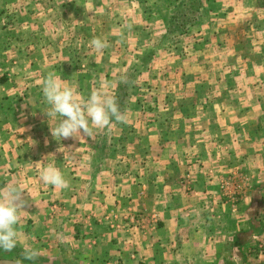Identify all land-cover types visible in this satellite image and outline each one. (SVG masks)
<instances>
[{"label": "crops", "instance_id": "1", "mask_svg": "<svg viewBox=\"0 0 264 264\" xmlns=\"http://www.w3.org/2000/svg\"><path fill=\"white\" fill-rule=\"evenodd\" d=\"M100 1L98 5V0H62L50 11L32 0H0V190L11 182L25 188L19 245L34 247L50 264H168L178 253L175 241L185 240V221L193 216L205 220L196 206L207 199L222 206L224 200L233 198L225 197L233 190L264 183V174L259 176L250 163L264 157V147L258 149L255 142L256 134L264 135L257 130L258 121L264 122V103L254 95L262 78L249 64L237 70L233 78L252 80L253 85L247 88L239 83L232 90L217 81L208 82L199 89L204 95L195 103L189 98L196 91L198 79L192 84L180 83L178 88L168 85L169 100L165 95L155 101L156 108L171 111L163 118L144 117V112L134 109L137 102L126 101L119 110L123 121L113 119L101 132L93 129L90 137L82 133L79 138L57 141L51 136L55 120L45 114L49 108L42 94L46 75L54 72L64 82L70 69L75 80L82 78L75 89L83 99L97 91L91 85L95 77L105 78L99 90L116 99L123 84L119 79L114 85L110 81L119 76L121 56L125 54L108 48L128 41L115 39L113 32L99 31L97 18L109 14L110 28L116 30L124 27L118 15L141 13L142 18L132 19V28L159 33V20L165 18L163 14H170L173 3L160 0L147 13H142L140 5L135 14L132 4L137 0H118L120 4L111 8L107 4L111 0H104L105 6ZM216 1L221 16L245 11L264 14V6L257 5V0ZM88 7L94 12L87 11ZM102 10L108 11L103 14ZM218 23L210 26L217 24L219 29ZM65 28L78 34L68 31L65 36ZM260 33L264 36V30ZM94 38L107 41L102 52L90 47ZM151 40L150 36L136 37L134 44L149 45ZM215 44L220 50L225 42ZM224 51L229 56L237 53L235 47ZM127 62L124 67H128ZM197 67L203 68L205 76L209 73L202 63ZM259 70L264 74V68ZM22 72L24 78L19 75ZM146 73L140 70L137 76ZM18 76L24 84L21 89ZM175 89L183 96L180 100L171 98ZM244 89L254 96L246 98ZM237 92L236 101L223 99L224 93ZM195 126H201L196 138ZM241 141L252 151L239 153ZM246 155L249 166L240 167ZM49 163L62 171L67 188L40 183L39 169ZM210 212V216H204L208 220L236 217L218 208ZM193 226L192 231L198 230Z\"/></svg>", "mask_w": 264, "mask_h": 264}, {"label": "rangeland", "instance_id": "2", "mask_svg": "<svg viewBox=\"0 0 264 264\" xmlns=\"http://www.w3.org/2000/svg\"><path fill=\"white\" fill-rule=\"evenodd\" d=\"M32 1L36 6H48L50 11L53 10L54 6L62 3V0ZM66 1L71 2L72 0H65V2ZM164 1L165 0H161V3ZM171 1L173 3L169 15H174L175 22L178 23H175V26L171 25L168 29L165 18L167 19L169 16L163 14L166 17L164 18L163 16V20H159V24H161L159 33H157L156 30L154 32L150 30L149 34H147L145 30L132 28L135 24L132 23V19L142 18L144 14L142 15L139 13V9L142 8V10H144L142 13H147V9H153L154 5L158 2L160 3V0H137L132 6L135 5L134 12L135 14L139 13V15L134 16V14L129 13H125L121 16L118 15V19L122 21L124 27L116 28V30L110 28L112 22L109 21V14L100 15V18H97V22L100 25L99 31L102 33L105 31L106 34L113 32L115 39L124 38L123 41H128L125 42L124 45H119L117 47L111 46L108 48L110 52L112 48H114L115 53L125 54L121 56V71L119 76L112 78L114 80L110 81L112 85H114L116 84L115 81L119 79L123 84V88H120L116 94V100L118 104H120L119 110H121L122 105H125L126 101H132L134 104L137 102V107L134 109L144 112L146 115L144 117L159 116V118H163L171 111L167 109V111L164 112L156 108L155 101L159 98L161 99V96L165 95H167L166 98L169 100L168 95L171 93V89L168 88V85L173 88H178L180 83H185L187 81L192 84L195 83L196 79H198L195 84L196 91L192 94L193 96L190 95V98L187 96L193 103L204 95L199 89L208 82L213 84L217 81L219 85H225L232 90L233 87H237L239 83H243L248 88V84L253 85L252 80L243 82V78H233V75L237 74V70L247 68L249 64L254 65L257 76L262 78L261 82H257L258 85L255 84L257 88H255L256 92L254 95L260 103H264V74L259 70V68H264V36L260 33L261 30H264V14L262 12L245 11L243 13H230L221 16L222 11L218 10L220 5L217 6L218 2L216 0H203L200 11L192 12L193 15L189 13L185 14L195 19L200 17V20L195 21L197 23H193L186 32L180 34V30L178 31L177 29L181 27L185 19L182 13V9H185V6H182L184 5L182 1L188 3L190 0ZM97 3L99 5L102 2L98 0ZM256 3L257 5H263L264 0H257ZM107 4H110L109 6L111 8L113 5L117 7L120 2H118V0H111V2ZM103 5L105 6L104 0ZM140 5H142L141 8L138 7ZM187 7L186 10H188ZM107 9H109V7H107ZM105 11L102 10V13H106ZM115 14L116 13H112V16ZM229 15L231 17L226 18V16ZM217 22H219V29H217V24L210 26L211 23L214 24ZM151 28H153V26ZM68 31L71 33L75 31V36L78 34V31L76 32V30L72 28H65V36L68 35ZM51 35L56 36L55 34ZM147 36L152 38L149 45L143 43H139L138 45L134 44L136 37H138V39H143ZM219 40L225 42V44H220L223 50L217 49L215 43L219 42ZM234 47L237 52L234 56H229L225 53L224 50L230 48L234 49ZM130 53L133 54L130 55ZM243 55L244 57L242 58ZM128 60V67H124L125 63H128ZM201 63L207 66L206 69H209V73H207L206 76L202 73L203 68L197 67V65ZM2 70H0V72ZM140 70H146L147 73L143 76L139 75L138 77L137 75ZM183 71H185L186 74H184ZM176 72H179V74L174 75ZM71 74L72 72L69 69V72L67 71L64 75V82L77 88V86H79L78 81L82 80V78L75 80ZM19 75L24 78L25 74L22 72ZM227 75H229V77H227ZM94 79L96 81L91 82V85H93V87L95 86L96 90L102 89L99 83L104 85L105 78L95 77ZM234 79L237 81H234ZM16 80L18 81L17 85L19 89L24 87L23 80L20 79L19 76ZM70 80H74L75 82H71ZM175 90L176 93L171 94V96L173 95L171 98L174 99L175 96H177L175 99L180 100L183 96L179 95L177 89ZM244 91L246 92V98H248V96H254L252 93L249 95L247 89H244ZM213 92L215 93V91ZM77 94L79 96V93ZM237 94H239V92L226 96L224 93L223 95L225 97L223 99L226 98V101H236L238 99ZM30 97L34 99L35 94L31 93ZM128 111L131 114H135L134 110L128 109ZM145 120L148 121L147 119ZM261 120L263 121V119ZM258 123L260 125H258L257 130L260 132L264 131V122L258 121ZM171 126L174 128L172 123ZM195 127L194 133H197V136H194V138L200 136L198 131L201 126ZM99 131L101 132L102 130L99 129ZM263 136L264 135L256 134L255 142L258 149L264 147ZM237 150L241 154H244V152L247 154L249 151H252L251 146L243 144V141H241L240 147ZM248 161L249 158L246 155L244 161L239 163V166H245L247 168L249 166V164H247ZM250 163H252V166H255L254 168L259 172V176L260 174H264V157H257L251 160ZM230 195L233 196V198L224 200L222 206L221 203L214 204L211 200L207 199V202L204 201L202 206H196L195 209L197 212L201 211L204 216H210V211L213 209V213H215L216 208H218L219 211H223L226 214L232 213L233 216H236L234 217L235 219L231 220L225 218L224 220L214 221L208 220L203 216L202 218H205V220L201 221L192 219L196 217L193 216L190 220H183L186 223L183 230L186 235L185 240H183V242H178L179 239L175 241L177 242L176 250L178 253L175 257L176 259L168 264H264V183L258 181L255 183V186L251 185L238 188L236 191L233 190L228 193L225 197L227 198ZM212 216L214 217V214H212ZM236 218L238 220H236ZM209 219L212 218L209 217ZM193 224V227H198V230H194L196 234L192 231ZM217 241L219 242V247L216 246ZM183 243L185 244L182 246ZM23 248L24 247L18 245L12 252L0 253V258L15 261L18 259L22 260ZM41 259L42 257L38 254V258L35 261H23V263L50 264L47 259Z\"/></svg>", "mask_w": 264, "mask_h": 264}, {"label": "clouds", "instance_id": "3", "mask_svg": "<svg viewBox=\"0 0 264 264\" xmlns=\"http://www.w3.org/2000/svg\"><path fill=\"white\" fill-rule=\"evenodd\" d=\"M87 11L94 12L93 7ZM90 47L95 52H102L107 47V41L94 38ZM42 94L49 106L45 112L47 118H53L55 123L51 127V136L60 141L62 138H79L82 133L91 136L93 129L107 127L111 120L123 121L124 115L119 111L116 99L106 91L97 90L90 93L87 99L78 97L76 89L62 81L54 72H49L42 81ZM39 181L58 189L69 186L62 171L53 163L42 166L38 172ZM25 188L18 182H11L0 190V253L12 252L19 245L18 232L21 227L20 210L25 201ZM27 193V192H26ZM23 261H35L38 251L32 246L23 248Z\"/></svg>", "mask_w": 264, "mask_h": 264}, {"label": "trees", "instance_id": "4", "mask_svg": "<svg viewBox=\"0 0 264 264\" xmlns=\"http://www.w3.org/2000/svg\"><path fill=\"white\" fill-rule=\"evenodd\" d=\"M182 3H184V5H182V6H185V9H182V13H183V16H184L185 19L183 20L184 22L181 24V27H179L177 29L178 31L180 30V34L186 32L187 29L190 28L189 26H191L193 23H197L195 21L200 20V17L195 19L194 17L186 16L185 14H187V13L192 14V12L200 11L201 5L203 4V0H190L188 3L186 1H182ZM187 5H188V7H187ZM263 6H264V4H263ZM186 7H187L188 10H186ZM168 16L169 17H167V19L165 18V21H166L165 23H166V25L168 26V29H169L171 27V25L175 26V23H178V22H175L174 15H172V16L168 15Z\"/></svg>", "mask_w": 264, "mask_h": 264}, {"label": "water", "instance_id": "5", "mask_svg": "<svg viewBox=\"0 0 264 264\" xmlns=\"http://www.w3.org/2000/svg\"><path fill=\"white\" fill-rule=\"evenodd\" d=\"M17 261L11 259L0 258V264H16ZM26 264V263H23Z\"/></svg>", "mask_w": 264, "mask_h": 264}]
</instances>
